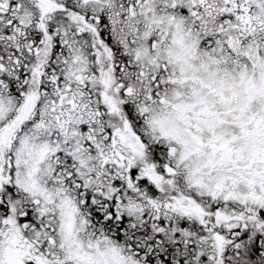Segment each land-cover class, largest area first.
<instances>
[{"label":"snow or ice","instance_id":"obj_1","mask_svg":"<svg viewBox=\"0 0 264 264\" xmlns=\"http://www.w3.org/2000/svg\"><path fill=\"white\" fill-rule=\"evenodd\" d=\"M0 264H264V0H0Z\"/></svg>","mask_w":264,"mask_h":264}]
</instances>
